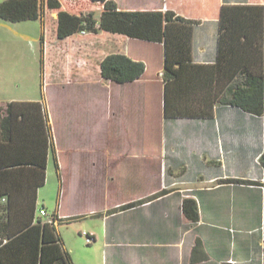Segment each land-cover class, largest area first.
Masks as SVG:
<instances>
[{"label": "crops", "instance_id": "1", "mask_svg": "<svg viewBox=\"0 0 264 264\" xmlns=\"http://www.w3.org/2000/svg\"><path fill=\"white\" fill-rule=\"evenodd\" d=\"M114 1L121 10H172L186 19L197 21L192 27L190 55V62L195 65V69L189 72L190 88L197 93L202 90L207 92L217 84L218 78L212 66L217 61L222 6H264V0H141L138 3L135 0ZM61 4L62 9L76 13L69 10L62 1ZM84 10L86 9H81V12ZM54 13L57 15L56 11ZM123 39H117L119 52L134 60L143 61L145 71L141 77L131 82L111 81V91L119 90L120 96L123 93L126 95L127 101L121 102L122 110L125 111L122 114L124 121L132 113L135 116L134 111H146L148 115L150 110L155 111L151 118L142 117V121L139 120L136 124H142L143 131L145 127L152 139L159 143V149L112 156L128 160L131 167L129 175L136 172L159 175L160 182L146 189H140L135 182L129 184L125 197L111 202L108 200L100 209H92L83 214L81 208L74 205L77 193L70 191L62 195L60 185L55 207L50 210L48 205L39 200L40 187L37 189L35 216L44 208L49 216L55 213L62 218V221L56 223V233L75 264H81L80 256L74 254V248H81V242L77 240L74 244L68 243L66 235L61 233L59 227L89 215L96 216L102 226L101 232H87L94 237L93 242L102 246V260L105 264H263L264 173L259 161L264 149L263 120L235 106L218 103L213 105L214 113L210 118H167L163 79L164 44L136 39L140 41L136 43L143 48L141 53H136L132 44L124 42ZM83 42L96 41L81 37V45ZM98 47L97 64L87 56L81 57V70L76 78L81 82L78 85L84 93L87 89L93 90V94L102 90L100 63L110 53L101 57ZM204 91L201 93L206 94ZM151 92L156 96L157 102L149 101ZM134 95L147 98L136 104L137 109H133L135 105L131 103ZM10 98L13 97L0 98V106L4 107L12 100L43 103L42 97ZM42 106L45 111L44 104ZM93 108L95 128L102 120L101 107L94 105ZM48 124L50 126L49 121ZM53 133L54 138L50 139L57 144V133L54 130ZM148 140L150 141L147 136V142ZM19 143L18 139L8 142L0 136V205L4 203L1 199L2 192L24 189L20 165H15L22 158ZM51 155L53 153L49 149L46 168ZM59 162L57 161L58 175L61 173ZM231 164L234 169L224 173V168ZM228 178L250 180L256 184L230 182L226 180ZM184 198H193L196 201L199 213L197 221L191 222L185 216L182 209ZM139 200L142 202L134 206L123 210L116 209ZM67 218L73 219L66 223L64 220ZM198 240L201 249L195 251L194 246ZM83 264H94L91 254L84 257Z\"/></svg>", "mask_w": 264, "mask_h": 264}, {"label": "trees", "instance_id": "2", "mask_svg": "<svg viewBox=\"0 0 264 264\" xmlns=\"http://www.w3.org/2000/svg\"><path fill=\"white\" fill-rule=\"evenodd\" d=\"M93 1L102 5L98 19L89 10L80 14L70 13L62 9L60 0H2L0 19L11 23L40 20L43 24V9L47 8L57 12L58 39L89 31L163 43L167 118H210L215 103L229 104L256 116L264 114V6H222L217 61L212 66L218 78L217 84L207 92L202 90L206 92L202 94V91L197 93L190 88L189 72L195 69L190 62L191 34L196 20L186 19L172 10H121L114 0ZM100 71L104 79L116 83L131 82L144 73L145 63L124 53L113 52L101 60ZM0 136L8 142L12 139L20 142L22 158L15 165H20L24 186L21 190L1 193L4 203L0 205V264H75L56 233V223L62 218L55 213L43 216L39 212L35 216L37 189L46 181L49 149L58 171L55 147L50 139V126L42 103L12 100L4 107L0 106ZM259 161L264 173V149ZM226 180L256 184L244 179ZM262 185L264 189V181ZM141 202H130L116 209L123 210ZM182 209L191 222L198 220L197 204L193 198H184ZM73 218L64 221L69 223ZM262 235L264 264V221ZM200 249L198 240L194 250Z\"/></svg>", "mask_w": 264, "mask_h": 264}, {"label": "rangeland", "instance_id": "3", "mask_svg": "<svg viewBox=\"0 0 264 264\" xmlns=\"http://www.w3.org/2000/svg\"><path fill=\"white\" fill-rule=\"evenodd\" d=\"M60 1L69 10L79 14L81 9L92 11L97 19L102 10L98 1ZM140 1L135 0L136 3ZM54 11L43 9V24L40 20L16 23L0 20V98L42 97L50 129L52 128L51 137L54 138L53 130L57 133L59 142L55 144V140L52 141L57 161H60L61 173L58 176L51 155L46 168V182L39 189V200L53 210L61 185L62 195L70 191L77 193L74 205L81 208L83 214L92 209H100L108 200L111 202L125 197L129 184L135 182L140 189H146L160 182L159 175L141 172L129 175L131 167L128 160L112 156L145 150L158 151L159 143L152 139L145 127L143 131L142 124H136L137 121H142V117L151 118L155 111L150 110L149 115L146 111H134L135 116L132 113L124 121L122 114L125 111L122 110V103L127 101L126 95L123 93L120 96L119 90L111 91L112 80L103 78L101 92L95 91L93 94V90L87 89L86 93L81 91V86L78 85L81 82L76 78L81 70V57L87 56L97 64L98 46L101 57L107 53L119 52L117 39L121 37L124 42L132 44L136 53H141L143 48L136 43L140 41L118 34L89 31L58 39L57 15ZM81 37L94 39L96 42H83L81 45ZM152 94L151 92L149 101L157 102L156 96ZM142 99L147 100L146 96H132L131 103L135 105L133 109H137L136 104ZM94 105L101 107L102 119L95 128ZM257 117L264 122V114ZM147 136L150 139L148 142ZM231 169H234L232 164L224 168V173ZM99 224L96 216L89 215L59 227L61 233L66 235L68 243L74 244L77 240L81 242V248H74V254L80 256L81 264L87 254L94 258V264H105L102 260V246L97 242L88 244L81 234L82 231L101 232L102 226Z\"/></svg>", "mask_w": 264, "mask_h": 264}, {"label": "built area", "instance_id": "4", "mask_svg": "<svg viewBox=\"0 0 264 264\" xmlns=\"http://www.w3.org/2000/svg\"><path fill=\"white\" fill-rule=\"evenodd\" d=\"M83 33H84V31H83ZM39 212L43 216H47L48 215L47 211L44 208H41ZM81 234L86 238V241L88 243L93 242V236L90 233H88L87 231H83Z\"/></svg>", "mask_w": 264, "mask_h": 264}]
</instances>
